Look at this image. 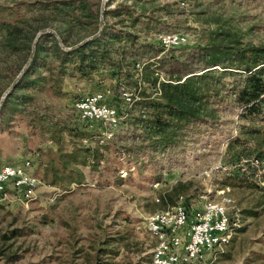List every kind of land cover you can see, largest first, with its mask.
<instances>
[{"label":"rangeland","instance_id":"1","mask_svg":"<svg viewBox=\"0 0 264 264\" xmlns=\"http://www.w3.org/2000/svg\"><path fill=\"white\" fill-rule=\"evenodd\" d=\"M53 1L69 0H0V101L31 64L29 38L34 32L52 30L59 41L61 33L70 45L98 32L93 25L84 26L93 21L83 11L70 18L44 10L43 3ZM87 1L92 12L100 11V21L105 12L128 6L133 19L156 23L159 33L143 25L133 28L126 15L108 17L116 30L138 36V45L158 46L161 34L185 35V46L175 49L178 56L205 45L217 30L238 35L245 45L264 46V0ZM4 24L24 30L17 39L19 51L2 43ZM109 45L120 49L123 44ZM39 63L29 78L35 86L15 88L14 102L0 112V168L29 160L42 181L31 198L13 188L0 194V264H151L155 241L146 227L149 215L178 204L193 213L223 197L233 200L230 216L237 226L231 243L217 251L218 262L264 264V116L255 125L261 130L257 141L244 150H230L229 143L241 136V126H252L235 109L221 108L218 120L200 126L184 147L164 155L140 152L134 158L128 153L140 144V131L130 118L144 112L130 87L139 81L147 95L153 94L141 78L142 64L128 60L116 75L117 69L110 67L61 68L52 52ZM99 91L106 92L107 103L123 118L105 145L100 144L103 125L83 121L75 109L78 100ZM124 91L134 95L130 104ZM99 148L101 156H95Z\"/></svg>","mask_w":264,"mask_h":264},{"label":"trees","instance_id":"2","mask_svg":"<svg viewBox=\"0 0 264 264\" xmlns=\"http://www.w3.org/2000/svg\"><path fill=\"white\" fill-rule=\"evenodd\" d=\"M43 4L44 10L64 13L70 18L78 11H83L93 21L90 24L85 23L84 26L93 25L99 32L101 13L92 12L87 0ZM95 6L99 7L100 2ZM124 15L131 19L133 28L143 25L147 30L160 32L156 23H143L140 18L133 19L132 8L121 6L104 13V27L99 37L71 51L65 48H74L82 41L70 45L69 38L61 33V41L52 34H44L40 37L34 59L17 84L16 90L35 86L29 78L41 67L40 57L47 52L53 53L60 61L61 68L75 67L74 70L77 71H98L99 67H110L117 69L116 75H121L122 65L132 59L136 66L142 64L141 78L149 85L153 94L147 95V89L139 81L134 87H130L137 92L140 98L137 104L144 114L130 118L132 127L140 131V144L131 147L129 156L139 157L140 152L146 151L152 155H164L169 149L184 147L200 126H209L213 124L212 121L218 120L221 108L235 109L240 119L252 126L250 129L247 126L240 127L241 136L244 135L247 139L238 136L231 140L228 147L230 150L235 147H242L244 150L249 143L257 141L261 130L256 129L255 125L264 116V46L245 45L238 35L217 30L210 34L205 45H200L187 55L178 56L175 49L167 53L159 44L160 47L148 43L138 45V36L118 31L107 22L109 16L120 18ZM3 31L4 46L8 50L11 48L12 51H19L17 39L24 30L20 26L4 24ZM36 36L37 32H34L31 39L29 38L31 50ZM114 42L123 45L120 49L108 47ZM62 72H66V69ZM149 72L152 73L151 76ZM15 97L16 94L12 91L2 107V113L9 103L14 102ZM100 150L101 148L95 150V156H101Z\"/></svg>","mask_w":264,"mask_h":264},{"label":"built area","instance_id":"3","mask_svg":"<svg viewBox=\"0 0 264 264\" xmlns=\"http://www.w3.org/2000/svg\"><path fill=\"white\" fill-rule=\"evenodd\" d=\"M187 40L183 34L157 36L158 43L166 50L179 49ZM122 95L127 104L133 101V93L124 91ZM75 109L83 121L103 125L101 145L112 140L122 125V115L118 108L107 103L105 91L78 100ZM41 185L29 160L0 168V194L13 188L31 198ZM232 206L233 200L223 197L219 201L206 202L193 213L178 204L149 215L146 227L155 241L151 264H220L217 251L231 243L237 226L230 216Z\"/></svg>","mask_w":264,"mask_h":264},{"label":"water","instance_id":"4","mask_svg":"<svg viewBox=\"0 0 264 264\" xmlns=\"http://www.w3.org/2000/svg\"><path fill=\"white\" fill-rule=\"evenodd\" d=\"M103 11H104V6L102 7V12H103ZM103 27H104V20H103V16H102V17H101V21H100V30H99V32H98L97 34H95L94 36H92V37H90V38L84 40L82 43H80L79 45H77V46L74 47V48H65V49L68 50V51H71V50L76 49V48H78V47H80V46H83V45H85L86 43H88L89 41H91V40H93V39L99 37L100 34H101V31H102ZM47 33H49V34H54V35H56V37L59 39L58 35H57L54 31H52V30H45V31L40 32V33L37 35V37H36V39H35V41H34V44H33V47H32V53H31V55H30V59H29L28 65L31 63V61H32L33 58H34V54H35V50H36V45H37V43H38L40 37H41L42 35H44V34H47ZM28 65H27V66H28ZM26 68H27V67L24 68V70L21 72V74L18 76V78L13 82V84L11 85V87H10V88L5 92V94L3 95V97H2V99H1V101H0V112H1V110H2V107H3V105H4L5 100H6L7 97L10 95V93L16 88V85H17L19 79L21 78V76L24 74Z\"/></svg>","mask_w":264,"mask_h":264}]
</instances>
